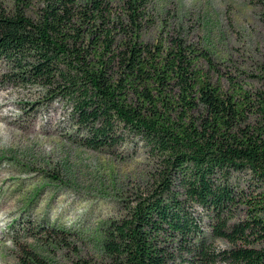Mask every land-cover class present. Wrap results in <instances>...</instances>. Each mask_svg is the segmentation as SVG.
Segmentation results:
<instances>
[{"label":"trees","instance_id":"16d2710c","mask_svg":"<svg viewBox=\"0 0 264 264\" xmlns=\"http://www.w3.org/2000/svg\"><path fill=\"white\" fill-rule=\"evenodd\" d=\"M152 3L0 0L2 81L66 103L81 147L158 161L156 185L106 231V264H264V67L251 92L178 35L152 42Z\"/></svg>","mask_w":264,"mask_h":264},{"label":"rangeland","instance_id":"374dc122","mask_svg":"<svg viewBox=\"0 0 264 264\" xmlns=\"http://www.w3.org/2000/svg\"><path fill=\"white\" fill-rule=\"evenodd\" d=\"M1 1L12 7L13 0ZM112 1L118 7L122 0ZM150 16L152 42L178 35L205 50L219 71L241 77L251 92L263 89L264 0H153ZM3 69L0 264H35L27 252L55 264H106V231L156 185L158 161L142 146L81 147L68 105L48 99L41 88L4 83L9 70ZM221 85L227 90L228 80ZM236 215L245 219V208ZM209 241L230 247L214 236Z\"/></svg>","mask_w":264,"mask_h":264}]
</instances>
